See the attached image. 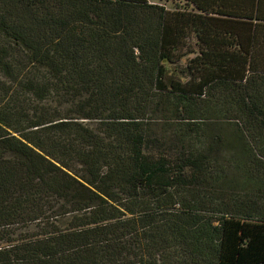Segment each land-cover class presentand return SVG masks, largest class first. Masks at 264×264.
<instances>
[{
  "label": "trees",
  "instance_id": "1",
  "mask_svg": "<svg viewBox=\"0 0 264 264\" xmlns=\"http://www.w3.org/2000/svg\"><path fill=\"white\" fill-rule=\"evenodd\" d=\"M160 1L0 0V264H264V0Z\"/></svg>",
  "mask_w": 264,
  "mask_h": 264
},
{
  "label": "rangeland",
  "instance_id": "2",
  "mask_svg": "<svg viewBox=\"0 0 264 264\" xmlns=\"http://www.w3.org/2000/svg\"><path fill=\"white\" fill-rule=\"evenodd\" d=\"M149 2H151V3H160V4H163V1H160V0H148ZM166 7L167 8H170L171 6L167 3L166 4ZM194 40H191V38L189 37V38H187V40H186V42H185V47L186 48H184V50H186V49H191L193 52H194V54H193V56H195L196 54H197V52H198V50H197V48L195 47V48H192V46L194 45ZM192 56H187V60L189 59V58H191ZM186 60V59H185Z\"/></svg>",
  "mask_w": 264,
  "mask_h": 264
}]
</instances>
